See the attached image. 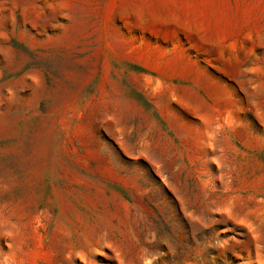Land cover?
<instances>
[{"label":"rangeland","instance_id":"rangeland-1","mask_svg":"<svg viewBox=\"0 0 264 264\" xmlns=\"http://www.w3.org/2000/svg\"><path fill=\"white\" fill-rule=\"evenodd\" d=\"M0 264H264V0H0Z\"/></svg>","mask_w":264,"mask_h":264}]
</instances>
